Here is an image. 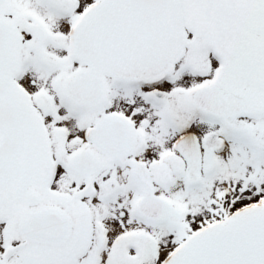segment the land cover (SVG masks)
<instances>
[{
    "label": "snow or ice",
    "instance_id": "snow-or-ice-1",
    "mask_svg": "<svg viewBox=\"0 0 264 264\" xmlns=\"http://www.w3.org/2000/svg\"><path fill=\"white\" fill-rule=\"evenodd\" d=\"M0 264H264V0H0Z\"/></svg>",
    "mask_w": 264,
    "mask_h": 264
}]
</instances>
